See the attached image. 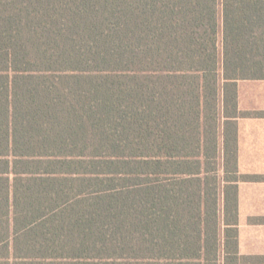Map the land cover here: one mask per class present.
Listing matches in <instances>:
<instances>
[{
    "label": "trees",
    "instance_id": "trees-1",
    "mask_svg": "<svg viewBox=\"0 0 264 264\" xmlns=\"http://www.w3.org/2000/svg\"><path fill=\"white\" fill-rule=\"evenodd\" d=\"M239 80L264 0H0V264H254Z\"/></svg>",
    "mask_w": 264,
    "mask_h": 264
},
{
    "label": "crops",
    "instance_id": "crops-1",
    "mask_svg": "<svg viewBox=\"0 0 264 264\" xmlns=\"http://www.w3.org/2000/svg\"><path fill=\"white\" fill-rule=\"evenodd\" d=\"M236 96L237 173L264 176V80L237 81ZM236 185L238 253L264 264V181Z\"/></svg>",
    "mask_w": 264,
    "mask_h": 264
}]
</instances>
